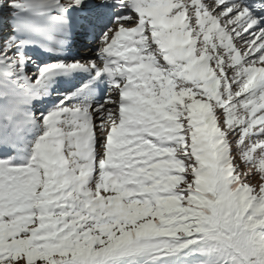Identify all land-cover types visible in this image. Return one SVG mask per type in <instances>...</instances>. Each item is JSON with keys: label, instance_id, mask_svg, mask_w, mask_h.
I'll list each match as a JSON object with an SVG mask.
<instances>
[{"label": "snow or ice", "instance_id": "1", "mask_svg": "<svg viewBox=\"0 0 264 264\" xmlns=\"http://www.w3.org/2000/svg\"><path fill=\"white\" fill-rule=\"evenodd\" d=\"M0 264H264V0H0Z\"/></svg>", "mask_w": 264, "mask_h": 264}]
</instances>
